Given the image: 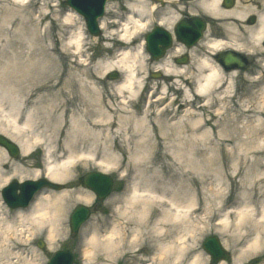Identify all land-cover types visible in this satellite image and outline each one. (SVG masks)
Segmentation results:
<instances>
[{
	"label": "bare ground",
	"instance_id": "bare-ground-1",
	"mask_svg": "<svg viewBox=\"0 0 264 264\" xmlns=\"http://www.w3.org/2000/svg\"><path fill=\"white\" fill-rule=\"evenodd\" d=\"M13 1L11 4L8 0H0V16H3L11 26L9 30H6V33H3L9 37L4 39L0 55H9L5 47L19 44L21 52L17 59L15 56V69L20 73L13 76L15 80L8 81L9 83H0V135L14 142L23 155H29L41 138L40 145L47 144L45 178L51 182H66L69 179L68 175L77 167L85 166L86 162L90 163L100 159L99 165L116 164L118 158L113 152H120V150L131 147L136 149V153L132 156L135 168L134 182L130 186L128 196L123 201L126 203L125 210L118 213V219H124L126 226H121L119 222L113 223L105 236H100L99 228L93 230L86 240L88 251L85 252L86 257L91 254L93 257L86 258L85 264L92 263L96 249L104 251V259H107L109 264H115L120 260H126L128 264H207V256L205 259L203 254L194 252V246L201 231L191 217L194 209L190 186V175H192L194 167L191 150L188 151L187 165L180 166V170H183L180 174H177L176 171L172 172L168 166H164L161 168L164 179L161 176L157 178V175L152 176L154 173L156 174L153 168L150 167L148 172L147 169L140 166L143 163L150 165L145 163L146 156L144 157L142 152L146 153L148 150L155 149L152 144L155 139L150 133L152 125H150L147 115L138 117L130 114L125 110L124 105H127L128 99L135 98L143 86L137 75L138 65L144 68L146 65L142 49L140 47L136 50L125 48L111 62L95 67V72H91L82 65L84 68L80 74L86 77L90 74V77L93 78L94 73L99 74L101 71L102 74L107 75L111 71L120 73L121 82L109 98V100L112 99L111 102L107 100L105 103L100 99L102 94L96 90L95 83L89 84L65 70L58 83L50 85L48 64L51 50L46 45L48 35L46 31L40 34V25L34 21L32 16L22 18V9L27 6L20 5L21 0ZM209 3H212L211 7L215 6V0ZM124 5L128 11L127 16L120 20L122 24L118 26V31L107 33V36L111 38L116 35L121 43L128 45L141 27V0H125ZM39 16L41 21L45 20L44 14ZM76 17L72 11L69 12L64 18V27L72 26ZM32 25L34 27L30 29L29 36L26 37L27 40L17 43L14 40L17 37L15 32H22L23 29L26 30ZM100 27L104 31L107 28L106 21L102 22ZM260 35L262 33L256 34L255 37ZM83 36V29L79 28L77 33L70 37V43L65 44L66 50L72 49V53L78 55L82 51ZM27 45L38 46L42 55L38 62L33 61V49L25 50ZM213 47L212 50L215 52L218 47L216 45ZM180 52L178 51V53ZM189 55L192 59V67L177 68L169 60H162L160 65L153 70L163 73L166 78L171 80L172 77H181L184 79L182 83L188 85L190 81L184 76L192 68L196 74L189 75L188 79L194 81L193 95L206 98L211 90L223 87L224 84H226L224 92L228 93V88L234 85L235 71L227 72L219 67L210 53L198 55L196 50H192ZM232 63H235L236 66L238 64L234 61ZM141 69L143 70L142 67ZM36 75L40 78L34 79ZM259 91L264 96V87ZM189 94V91H185L184 99L186 101H183L184 103H190ZM96 97H98L97 100ZM252 97L253 94L249 96V98ZM113 99L119 102L118 107L112 103ZM77 100L81 101L83 106L77 113L70 112L68 124L64 128L65 130H62L63 122L60 111L63 108L64 113H67V109L72 107V104ZM261 102V108L264 109V98ZM253 110L254 108L247 106L244 113L251 114ZM246 120V126L242 130L247 128L249 134L246 136L252 135L255 139L258 136L256 131L260 130L254 126L258 119L247 117ZM181 121L183 118L170 125L167 121V124L168 126H177ZM235 121L234 119L232 123ZM226 122L228 119L225 120ZM189 124L191 125V123ZM191 126L194 131L198 126H205V123L197 121L193 122ZM188 127L189 125L186 126V128ZM235 130L239 131L237 127L233 128V131ZM49 131H51L53 141L55 136L64 133L58 155L52 146L51 139H46L45 133ZM160 134L165 135L162 130ZM34 135L36 136L31 140ZM19 137L23 139L21 140ZM237 144L239 145V140ZM252 146L258 149V146ZM6 155L4 150L0 149V163L3 160H8ZM147 156H151V153ZM255 165L257 163H251L250 166L254 167ZM31 173L32 181L38 179V172L32 171ZM11 179H13L11 176H3V179L0 180V192ZM18 179L23 180V175ZM23 181H19V183ZM69 196L68 192L58 194L41 192L28 208L9 212L14 221L0 212V264H13L11 262L13 259L19 261V255L14 256L15 254H13L14 248L11 246L10 240L19 241L23 226L32 229L47 227L49 232L46 240L47 242L51 241L53 233L58 231V225L62 223L61 219L67 206L66 199ZM80 196L76 198L77 201L85 205H88L92 199V195L89 193L80 194ZM2 207L3 203L0 200V209ZM231 217L235 222L228 223ZM115 218H117L116 214ZM219 223L220 231L228 234L232 240V243L227 246L232 249L239 248L236 252L235 263L242 262L264 249V208L261 210L254 208L251 211H232L224 215V220L221 218ZM200 224V227L204 225ZM28 258L30 259H22V263L41 264L37 259H34L33 255ZM218 264L225 263L222 261Z\"/></svg>",
	"mask_w": 264,
	"mask_h": 264
},
{
	"label": "rangeland",
	"instance_id": "rangeland-1",
	"mask_svg": "<svg viewBox=\"0 0 264 264\" xmlns=\"http://www.w3.org/2000/svg\"><path fill=\"white\" fill-rule=\"evenodd\" d=\"M8 1L11 4L14 2L13 0ZM64 1L21 0L19 2L20 5L28 7L22 9V18L32 16L34 21L40 25V34L46 31L48 35L46 45L51 50L48 64V82H50V85L57 84L64 73L63 71H68L74 74L76 78L82 79L89 84L95 83L96 90L102 94L100 99L107 103V100L113 95L116 86L121 82L120 73L117 72L119 76L112 80L108 79L107 74H102V71L99 74L94 73L93 78L90 77V74L87 77L82 76L80 72L84 66L91 72H95V67L100 66L99 64L111 62L121 51L120 48L124 45L118 40L116 35L110 38L107 33L118 31L115 25H118L119 20L124 17V12H126L124 0L114 3L105 12L104 17L107 28L104 29L105 33L102 32V35L97 38L87 33L83 19L77 15L72 26L64 27V18L71 12L63 5ZM43 14L45 20L41 21L39 15ZM4 20L5 18L0 16V49L4 45V39L9 37L3 33H6V30L11 27ZM33 27L32 25L29 28L27 27L26 30L23 29L22 32H15L18 38L16 37L14 40L17 43L19 41L25 42L27 40L26 37L29 36L30 29H33ZM79 28L83 29V47L78 55H74L72 49L66 50L65 44L70 43V37L76 34ZM139 42V38H135L127 46L133 48L132 50H136L140 46ZM5 49L9 55H0V83H9L15 80L13 76L16 73H20V71L17 72L15 69L16 59L21 52L19 44L13 47L7 46ZM28 49L34 50V62H38L39 58H42L38 46L30 47L27 45L25 50ZM191 65L192 59L183 67H192ZM139 66L137 75L143 86L137 96L128 99L127 105L124 106L128 113L135 116L147 115L150 125H152L150 133L155 139L152 143L155 149L152 151L148 150L146 153L145 151L142 152L144 157L146 156L145 163L150 165L143 163L140 166L147 169L148 172L150 167L151 169L153 168L156 174L154 173L152 176L157 175V178L161 176L164 179V174L161 171L162 167L168 166L172 172L176 171L177 174H180L183 171L180 170V166L187 165L188 151L191 150V154L193 153L192 161L194 162V167L192 175H190V186L194 209L191 217L201 231L195 243L194 252L203 254L205 259L207 256V264H212L209 256L202 249V243L207 237L213 236L219 240L221 246L230 257L224 262L225 264H264V249L242 262L235 263L236 252L239 248L232 249L227 246V244L232 243V240L228 234L222 233L220 226H218L220 224L219 220L221 218L224 220V215L229 212L236 210L251 211L254 208L261 210V208H264V109L261 108V100H263L264 96L259 93V89L264 87V64L257 65L256 71L250 69L244 73L236 72L235 80L233 81L234 85L228 88V93L224 92V87L226 86L224 84L223 87L220 86L218 89L214 88L213 91L211 90L206 98L193 95L195 89L194 81L188 79L189 75L196 74L192 68L184 76L190 81L188 85H185L182 83L184 79L181 77H172V80L165 76H161L158 79L147 77L146 73H151L153 68L145 65V68L141 66L142 70ZM37 78L40 77L36 75L34 79ZM185 91H189L191 94H189L188 98L190 103L183 102L186 101L184 99ZM252 94L253 97L249 98ZM97 99L98 97H96ZM111 100L109 101L111 102ZM112 103L118 107V101L113 99ZM98 104L100 103L98 102ZM82 106L81 101L77 100L72 104V107L67 109V113H64L63 108L61 109L62 130H65L64 128L68 124L70 112L74 111L77 113ZM247 106L254 108L253 113L249 112L251 114L247 115L244 113L247 110ZM247 117L258 119L254 126L260 130H258L259 132L256 131L258 136L255 139H253L252 135L246 136L249 134L247 128L242 130L246 126ZM182 118L183 121L177 126H168L167 124V121L170 125ZM226 119H228V122L225 123ZM234 119L236 121L232 123ZM197 121H202L205 126H198L193 131L191 125ZM187 125H189L188 128H186ZM236 127L239 131H233V128ZM161 130L165 135L160 134ZM45 136L46 139H51L52 146L58 155L64 133L57 135V137L55 136V142L51 137V131L45 133ZM19 138L21 139V137ZM39 140L41 141L42 139L40 138ZM238 140L239 145L237 144ZM40 141L35 144L29 155H23L20 149L16 158L6 155L8 160H3L0 163V180L3 179V176H11L15 181L32 180V171L39 173L38 179L44 178L46 176L44 169L47 144L40 145ZM252 145L258 146V149L253 148ZM135 153L136 149L133 147L120 150V152L115 151L113 154L118 158L116 164L110 166L99 165L100 159L90 163L86 162L85 166L77 167L68 175L69 179L66 182H55L61 185L60 192L70 193L69 198L66 199L67 206L61 219L62 223L58 225V231L53 233V239L51 238V241L47 242L46 239L49 232L47 227L42 226V228L32 229L28 226H23L19 241L16 239L10 240L11 246L14 248V256L19 255V261H17L18 259H13L11 262L13 264H23L22 259H30L28 257L33 255L34 259H37L41 264H47V261L55 252L68 251L74 257L73 264H85L86 258L88 259L92 256L91 254L86 257L85 252L88 251L86 240L93 230L99 228L100 236H105L113 223L117 224L119 222L121 226H126L124 219H118V213L120 214L125 210L126 203L123 201L128 196L130 186L134 182L135 168L132 156ZM148 153H151V156H147L149 155ZM251 163H257V165L252 167L250 166ZM98 172L112 179L110 194L105 200L101 201L95 200L93 193L84 187L82 183L87 174ZM21 175L24 177L23 180L18 179ZM46 192L60 193L48 190ZM86 193L92 195L88 205L76 199L81 197L80 194ZM77 206L86 207L89 210V218L78 233L72 235L69 218ZM0 212L11 219L10 210L5 205L0 209ZM115 214L117 218H115ZM11 221L14 220L11 219ZM231 222H235L232 217L228 223ZM200 223L204 225L200 227ZM39 242L42 243L41 248L38 247ZM94 253V259H92L91 264H109L107 259H104V251L102 249H96ZM115 264H128V262L120 260Z\"/></svg>",
	"mask_w": 264,
	"mask_h": 264
},
{
	"label": "flooded vegetation",
	"instance_id": "flooded-vegetation-1",
	"mask_svg": "<svg viewBox=\"0 0 264 264\" xmlns=\"http://www.w3.org/2000/svg\"><path fill=\"white\" fill-rule=\"evenodd\" d=\"M211 1L141 0L139 35L149 66L161 62L149 56L150 42L172 65H187L192 50L210 53L218 64L227 56L241 59L246 71L264 64V0H215L213 7ZM258 33L262 35L255 37ZM229 64L235 68L227 72H240Z\"/></svg>",
	"mask_w": 264,
	"mask_h": 264
},
{
	"label": "water",
	"instance_id": "water-1",
	"mask_svg": "<svg viewBox=\"0 0 264 264\" xmlns=\"http://www.w3.org/2000/svg\"><path fill=\"white\" fill-rule=\"evenodd\" d=\"M107 0H67L65 5L74 10L77 14L81 15L86 22L87 30L92 36L98 34L96 20L102 15L103 5ZM114 1V0H110ZM236 61L231 58L226 60L225 63ZM116 75H110L109 79L115 78ZM0 146L3 147L11 157H16L18 154V149L16 146L11 144L5 138L0 136ZM111 179L107 176L91 173L87 175L84 179V185L91 189L98 199H104L108 196L111 189ZM48 187L53 190H59L58 185L50 184L45 181L40 182H26L22 185L17 186L12 183L8 188L3 190V198L12 208L25 207L29 202L31 196L37 192L42 187ZM16 189L21 191L19 197L14 196ZM89 211L79 206L77 207L70 218V228L71 232L75 233L78 227L87 219ZM39 246H41L39 244ZM204 251L210 256L212 263H218L222 260H227L228 255L221 248L218 240L214 237H209L203 243ZM73 256L69 252H56L50 258L48 264H72Z\"/></svg>",
	"mask_w": 264,
	"mask_h": 264
}]
</instances>
